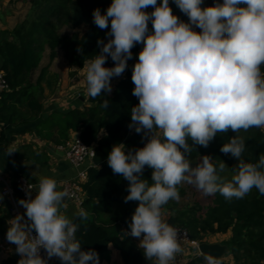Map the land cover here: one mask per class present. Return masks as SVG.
I'll return each instance as SVG.
<instances>
[{
    "label": "clouds",
    "instance_id": "obj_1",
    "mask_svg": "<svg viewBox=\"0 0 264 264\" xmlns=\"http://www.w3.org/2000/svg\"><path fill=\"white\" fill-rule=\"evenodd\" d=\"M173 3L187 22L173 14L169 0H112L105 12L95 9L93 23L101 30L110 25V30L107 42L97 40L99 53L85 66L87 95L107 96L111 80L132 59L133 47L143 45L132 71L138 104L130 109L128 128L146 143L128 151L123 143L114 144L107 163L129 182L124 202H138L130 231L122 235L138 238L152 264H172L182 251L178 230L162 216L164 205L179 201V185H193L206 196L219 193L227 201L244 198L253 188L264 196V155L257 163L245 162L246 142L240 134L264 128V0ZM109 57L112 67L105 66ZM109 103L106 98L101 107L108 109ZM229 131L234 135L220 152L238 163L225 179L223 161L217 166L212 156L203 155L193 163L191 154L197 145L207 148L218 133ZM146 166L152 169L151 183L143 178ZM26 195L18 201L26 211L9 220L6 233L20 256L18 264H48L54 257L61 264H100L95 249H82L78 225L61 213L67 208L66 189L58 190L55 179L41 176L38 184L28 185ZM75 215L88 217L83 208ZM203 255L206 264H220L212 254Z\"/></svg>",
    "mask_w": 264,
    "mask_h": 264
},
{
    "label": "trees",
    "instance_id": "obj_2",
    "mask_svg": "<svg viewBox=\"0 0 264 264\" xmlns=\"http://www.w3.org/2000/svg\"><path fill=\"white\" fill-rule=\"evenodd\" d=\"M36 8L34 16L24 20L11 31L12 40H0V57L3 77L8 89L0 91V121L14 122L23 99L33 110H40L37 99L33 98L34 85L29 74L37 67L41 45L46 43L53 56L60 47L70 66L84 67L86 63L99 53L97 40L107 42L106 32L93 23V11L97 8L105 12L112 0H31ZM173 14L187 22L188 17L169 1ZM205 6V5H204ZM67 25L74 29L71 34L60 33L59 29ZM81 25L85 29L77 30ZM82 48V53L77 49ZM140 48L136 44L132 52ZM111 60L109 57L107 61ZM138 56L132 60L125 77L115 81L112 92L104 96L91 98L90 105L83 109H73L66 115H59L66 127L79 130V138L94 147L93 165L87 168L86 180L82 183L84 200L82 208L88 217L81 220L78 216L73 222L78 225L76 238L82 249H95L100 260L108 256V244L111 243L121 254L125 264H146L147 260L142 250L133 239L119 234V223L128 227L138 202H124L128 194V181L114 174L107 163V157L112 146L123 143L129 149L143 147L146 140L142 134H137L128 128L130 109L138 104V99L132 95L134 84L132 71ZM264 71V66H261ZM110 101L108 109L101 107L104 99ZM53 118V117H52ZM104 134L99 136V132ZM245 137L246 150L242 159L248 163H257L264 155V130L250 128L240 133ZM234 135L218 133L207 148L197 145L191 158L193 163L200 156H212V163L226 164L221 176L230 179L234 167L238 163L235 158L220 152V148ZM189 143H191L189 141ZM264 171V169H261ZM152 169L147 166L143 178L151 183ZM179 193L183 188L178 186ZM194 191V190H193ZM195 193V191H194ZM197 194V193H196ZM167 212L166 222L172 226H180L188 231L191 239L201 241L206 236L216 233H229L227 239L230 245V261L224 264H264V196L253 188L244 198L227 201L219 193L206 196L198 193L193 204H179L169 201L162 207ZM204 256L195 254L184 264H204ZM91 264V262H89Z\"/></svg>",
    "mask_w": 264,
    "mask_h": 264
},
{
    "label": "crops",
    "instance_id": "obj_3",
    "mask_svg": "<svg viewBox=\"0 0 264 264\" xmlns=\"http://www.w3.org/2000/svg\"><path fill=\"white\" fill-rule=\"evenodd\" d=\"M170 1V0H169ZM160 0H158V3ZM204 5L207 6L206 0ZM35 7L31 0H0V40H12L11 31L24 20L34 16ZM153 9L149 7L148 12ZM85 29L81 25L77 30ZM74 29L64 25L59 29L60 33L71 34ZM149 30H152L149 22ZM143 45L140 44L142 49ZM2 59L0 57V67ZM0 72L3 70L0 68ZM29 79L34 85L33 98L40 104V110L36 111L29 107L26 99L16 115L18 119L12 122L0 121V173L8 181L12 188L13 196L22 213L26 210L19 205L18 201L23 199L16 189V178L26 177L32 183L38 184L41 176L55 179L58 190H62L63 181L74 177L80 167L71 165L65 155L62 146L79 130H74L71 126L66 127L60 116L66 115L73 109H83L90 105L87 95L85 67L70 66L64 57L60 47L56 48L54 55L46 43L41 45L40 58L37 67L29 74ZM111 80L112 90L115 84ZM6 90V89H3ZM2 91V89H0ZM79 96L84 97L79 100ZM79 102H78V101ZM60 115V116H59ZM53 117V118H52ZM264 130V128H262ZM133 131V130H131ZM104 134L99 132V136ZM14 151L8 154L9 151ZM93 165L92 159H87L82 165L90 167ZM34 173V175H33ZM1 187V183H0ZM35 191V187L33 189ZM35 196V192L32 193ZM67 208H62L61 213L73 221L79 206L75 201L65 198ZM11 201L0 192V264H18L20 256L16 254V246L10 243L3 244L9 227V220L14 218L10 213ZM165 219L167 212L163 211ZM128 228L123 223H119L118 232L122 235ZM229 233H216L209 241L227 240ZM139 245L138 239H133ZM182 251L177 253L172 264H184L191 260L196 253V248L192 245L180 243ZM229 261L230 257L224 258ZM52 264H61L58 258L51 259ZM100 264H125L120 251L111 243L108 244V256L100 260ZM146 264H152L147 261Z\"/></svg>",
    "mask_w": 264,
    "mask_h": 264
},
{
    "label": "built area",
    "instance_id": "obj_4",
    "mask_svg": "<svg viewBox=\"0 0 264 264\" xmlns=\"http://www.w3.org/2000/svg\"><path fill=\"white\" fill-rule=\"evenodd\" d=\"M196 30L200 31L199 29H196ZM130 63L131 62L127 61L128 66H127L125 72L120 77H114L113 79L118 80V79H122L123 77H125L126 72L130 66ZM105 66L106 67H112V66H114V62L112 60H109L106 62ZM0 89H2V90L8 89V84L6 83L2 72H0ZM62 148L64 149V155H65L67 161L71 165H74L76 167H80L78 169V172L76 173V175L74 177L67 178L63 181L62 190L66 189L69 192V197H67V198L75 201L79 206H82V202L84 200L83 191H82V183H83V181L86 180V177H87V167H83L82 165L85 163V161L87 159H92L94 157V155H93L94 147L92 145H88V144L84 143L78 136L76 138L73 137L70 140H68L62 146ZM15 182H16L17 191L19 192V194L21 195V197L23 199H26L27 198L26 193L28 190V185H32L34 183L29 181L24 176L17 177ZM0 183H1V187H0L1 194L5 197H8L11 201V206H10L11 215H13L15 217L17 214H22V212L20 211L19 206H18V204H17V202L13 196L12 188L10 187L8 181L2 176L1 173H0ZM173 227H175L178 230V233L180 235L179 243L194 246L196 248L195 254L201 255L199 253V251L197 250V243L199 241L191 239L189 234H188V231L185 228H182L180 226H173ZM126 230L130 231V229H128V228H125L124 231H126ZM33 235H35L34 232H33ZM127 237H129L131 239H138V238H134L131 236H127ZM7 243H9V242L5 238L3 241V244L5 245ZM40 255L42 257H46V252L43 249H41ZM219 260H220V264L225 263L224 258H219ZM48 264H52L51 260L48 261ZM204 264H206V261L204 262Z\"/></svg>",
    "mask_w": 264,
    "mask_h": 264
},
{
    "label": "water",
    "instance_id": "obj_5",
    "mask_svg": "<svg viewBox=\"0 0 264 264\" xmlns=\"http://www.w3.org/2000/svg\"><path fill=\"white\" fill-rule=\"evenodd\" d=\"M206 2H207V6H211L216 2L222 3L223 0H206ZM141 50L142 49L139 48L136 51L132 52L133 57L132 59H129L128 61L132 62V60L138 56ZM83 98L84 97L79 96V100H82ZM78 136L79 134L76 133L74 135V138ZM197 250L199 251L201 255L210 253L217 258H226L230 255V251H231L230 245L228 244L227 240H217V241L201 240L197 243Z\"/></svg>",
    "mask_w": 264,
    "mask_h": 264
},
{
    "label": "rangeland",
    "instance_id": "obj_6",
    "mask_svg": "<svg viewBox=\"0 0 264 264\" xmlns=\"http://www.w3.org/2000/svg\"><path fill=\"white\" fill-rule=\"evenodd\" d=\"M84 29V28H83ZM182 188H183V191L182 192H180L179 193V195H180V199H179V204L180 205H182V204H184V203H189V204H193L194 203V201H195V198H196V196H198V193L200 192V191H198L196 188H195V186H193V185H188V184H182V185H180ZM195 191V193H194V191ZM197 193V194H196ZM206 238L208 239V238H210V239H213V235H208V236H206ZM229 261H230V259H229Z\"/></svg>",
    "mask_w": 264,
    "mask_h": 264
}]
</instances>
